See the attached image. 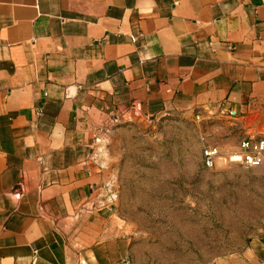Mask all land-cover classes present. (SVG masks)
<instances>
[{
	"label": "crops",
	"instance_id": "0c3cea01",
	"mask_svg": "<svg viewBox=\"0 0 264 264\" xmlns=\"http://www.w3.org/2000/svg\"><path fill=\"white\" fill-rule=\"evenodd\" d=\"M197 111L264 137V0H0V264H131L91 118Z\"/></svg>",
	"mask_w": 264,
	"mask_h": 264
},
{
	"label": "rangeland",
	"instance_id": "374dc122",
	"mask_svg": "<svg viewBox=\"0 0 264 264\" xmlns=\"http://www.w3.org/2000/svg\"><path fill=\"white\" fill-rule=\"evenodd\" d=\"M116 116L92 117L87 130L131 264H224L264 239V167L230 161L247 138L241 124L201 111ZM206 147L221 153L214 170Z\"/></svg>",
	"mask_w": 264,
	"mask_h": 264
},
{
	"label": "built area",
	"instance_id": "2783aa9c",
	"mask_svg": "<svg viewBox=\"0 0 264 264\" xmlns=\"http://www.w3.org/2000/svg\"><path fill=\"white\" fill-rule=\"evenodd\" d=\"M119 117V116H118ZM113 118L118 120L117 116ZM220 151L215 147H206L203 151L204 163L207 169L214 170L218 167ZM232 163H241L247 168L264 167V137L246 138L241 143V153L230 157Z\"/></svg>",
	"mask_w": 264,
	"mask_h": 264
},
{
	"label": "trees",
	"instance_id": "16d2710c",
	"mask_svg": "<svg viewBox=\"0 0 264 264\" xmlns=\"http://www.w3.org/2000/svg\"><path fill=\"white\" fill-rule=\"evenodd\" d=\"M204 157V156H203ZM204 167L206 168V166H205V163H204ZM207 169V168H206ZM209 170V169H208Z\"/></svg>",
	"mask_w": 264,
	"mask_h": 264
}]
</instances>
